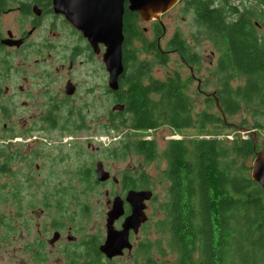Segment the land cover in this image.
<instances>
[{
  "label": "flooded vegetation",
  "instance_id": "1",
  "mask_svg": "<svg viewBox=\"0 0 264 264\" xmlns=\"http://www.w3.org/2000/svg\"><path fill=\"white\" fill-rule=\"evenodd\" d=\"M73 1L0 0V264H154L148 256L152 242L144 233L150 221L149 208L157 201L151 181L141 172L117 178L95 158L100 150L94 144L97 137L129 136L135 131L120 118L127 112L125 103L117 101L119 88L113 91L108 86L109 76L102 63L104 46L100 44L96 52L63 13ZM127 6L125 2L124 11ZM161 19L146 23L148 27L139 18L134 21L140 36L131 46L136 48L135 42L152 46V56L178 53L171 38L166 45L170 50L161 49L165 33ZM126 31L123 24L122 45L129 35ZM97 58L101 67L96 66ZM130 72L123 66L121 75L127 79ZM121 136L110 144L120 142ZM79 139L84 140L82 147H78ZM65 146L78 155H88V166L79 165L72 182L90 190L69 191L58 180L15 178L18 159L42 149L59 152ZM53 157L65 160L63 155ZM98 163L108 172V179L97 178ZM166 181L158 210L164 215L161 224L175 250L169 218L173 196L167 177ZM24 186L36 187L38 193L23 196ZM97 187L104 190L99 195L98 212L88 198ZM145 190L152 193L140 203L146 219L125 229L134 207L128 193ZM106 243L108 252L103 251Z\"/></svg>",
  "mask_w": 264,
  "mask_h": 264
},
{
  "label": "trees",
  "instance_id": "2",
  "mask_svg": "<svg viewBox=\"0 0 264 264\" xmlns=\"http://www.w3.org/2000/svg\"><path fill=\"white\" fill-rule=\"evenodd\" d=\"M257 2L258 12L248 7L238 10L226 0H185L219 51L212 70L219 85L209 99L218 101L216 113L208 108L193 113L188 92L191 75L183 78L174 72L164 80L150 77L153 61L139 55L145 51L161 64L164 55L152 56L153 47L145 43L138 50L133 48L132 40L140 36L134 29L139 17L127 9L123 14L129 35L122 45V62L131 72L127 79L124 74L119 79L117 101L125 103L127 112L126 117L120 116L122 123L140 133L162 125L174 131L197 125L203 132L191 139H171L162 151L173 196L169 218L177 264H264V192L251 180L247 165L264 142L259 145L253 139L252 126L241 128L251 135L236 136L229 144L206 128L224 129L227 118L238 113L253 118L254 128L264 118V33L260 32L264 0ZM171 42L184 65L199 63V56L181 37L175 36ZM238 80L242 83L233 87L232 82ZM127 140L118 154L133 150L147 163L156 159L154 140Z\"/></svg>",
  "mask_w": 264,
  "mask_h": 264
},
{
  "label": "rangeland",
  "instance_id": "3",
  "mask_svg": "<svg viewBox=\"0 0 264 264\" xmlns=\"http://www.w3.org/2000/svg\"><path fill=\"white\" fill-rule=\"evenodd\" d=\"M226 1H229L228 4L231 3L233 5H237L239 8H253L256 12H258L259 5L257 4V0ZM261 17L264 19V11ZM161 21L165 27L164 38L161 41V49L163 51L170 50L166 46L168 39H172L175 36L181 37L187 46L190 47V50L199 56V63L191 66L193 72L191 73L190 67L182 63L183 61L178 53L169 51L166 52L164 55L165 62L164 64H161L156 57L151 58L149 54L142 51L139 58H147V60L153 61L154 64L150 77L155 80H164L167 76L173 75L174 72L179 73L183 78L191 75L188 92L194 104L193 113H199L206 108H208L211 112L216 113L217 110L214 109L216 102L212 99L209 101V99L219 85L212 72L217 62L219 51L214 47L211 38L205 32L203 26L196 21L193 12L187 8L185 0H181L180 3L165 13ZM143 26L148 27L146 23H144ZM140 30L143 32L142 26H140ZM260 32L264 33V26L260 28ZM145 36L149 38L150 34ZM135 46L138 49L141 44L135 42ZM99 61H101V59L97 58V67H101V63H99ZM241 83L242 80L233 81L232 86L234 87ZM198 87H200L199 90L202 92H199ZM97 112H100L99 107H97ZM227 119L228 125H225L226 127L224 129L210 126L206 128L216 133L217 137L226 138L227 141H225V143L229 144V141L236 136L243 138L247 137L249 135L247 133L250 132L241 128H250V126H252V131L256 132V135L252 134L253 139L257 141L259 145L264 142V118L258 120V124L260 125L258 128H254V119H251L247 113H238ZM242 120H244V122H242ZM130 134L132 137H129L126 134H123V136L120 135L122 137V139L119 140L120 142L116 143V141H113V144H110V142L112 140L119 139V135L107 138L104 136L97 137L94 144L95 146H100V150L95 154V158L97 160H101L104 164V168L110 171L111 175H114L117 178L123 177L125 174L129 173L137 176L141 172L143 174V178H148L151 181L150 184L152 183L155 189L157 201L153 202L151 204L152 206L149 208L150 221L147 225L146 231L144 232L145 236H149L150 241L152 242V248L150 249L148 256L154 259V264H177V253L169 243L170 239H168L166 228L161 224L164 219V215L160 210H158V204H160L162 199H164L167 186L164 173L166 160L162 156V151L166 142L171 139H191L199 137V135L203 134V132H201L197 125L193 128H186L179 131H174L167 126L162 125L156 130L145 133L135 131L134 133L130 132ZM124 137H127L128 139L126 142L142 137L154 140L158 151L156 159L147 163L133 150H129L127 153L125 152L124 155L118 154L117 150L120 149V145L125 141ZM83 143L84 140L79 139L78 147H82ZM128 148L130 147L128 146ZM53 154L63 155L65 158L64 162L54 160ZM87 156L88 155L83 152L78 155L76 150L69 151L68 146H65V148L59 152L46 151L45 149H42L37 154L26 155L25 158L17 160L15 178L17 180H58L66 190L71 191L72 189H77L80 193H83L90 189L87 187L83 188L82 186H77V182H72V180H76L73 175L75 174V169L79 165L88 166V163L85 161ZM252 161V158L247 160L249 168ZM35 165H38L39 168L36 169ZM248 172L250 175V169H248ZM21 189L23 196L36 195L38 193L36 187L24 186ZM112 190H114V188H112ZM101 191H104L103 188L97 187V192H92L88 197L90 199L89 205H91L97 212V204L101 199L99 195L102 194ZM5 194H7V192ZM21 218L22 217L20 216L16 217L18 221L17 226H20L19 220H21ZM2 253L3 252L0 251V254Z\"/></svg>",
  "mask_w": 264,
  "mask_h": 264
},
{
  "label": "water",
  "instance_id": "4",
  "mask_svg": "<svg viewBox=\"0 0 264 264\" xmlns=\"http://www.w3.org/2000/svg\"><path fill=\"white\" fill-rule=\"evenodd\" d=\"M180 0H75L63 10L66 18L88 40L97 52L99 45L104 46L102 63L108 73V86L111 90H118V78L123 72L122 43H123V12L124 3H128V10L137 13L142 23L160 20L161 16L171 10ZM218 106V101H216ZM224 119V116H222ZM249 131V130H248ZM256 135L255 131H252ZM256 145V143H255ZM96 175L99 180L109 178L108 172L104 171L102 164L96 166ZM250 178L258 183L264 192V147L255 150L254 158L250 166ZM152 193L145 191H130L128 199L134 207L130 217L124 223L125 229H129L133 223L144 221L140 205L144 200H149ZM138 217H140L138 219ZM138 219V220H137ZM112 234L109 236V243ZM109 243L103 247L110 248Z\"/></svg>",
  "mask_w": 264,
  "mask_h": 264
},
{
  "label": "built area",
  "instance_id": "5",
  "mask_svg": "<svg viewBox=\"0 0 264 264\" xmlns=\"http://www.w3.org/2000/svg\"><path fill=\"white\" fill-rule=\"evenodd\" d=\"M229 2V1H228ZM230 5L232 6V7H236L238 10H241L242 8H239L237 5H233V4H231L230 3Z\"/></svg>",
  "mask_w": 264,
  "mask_h": 264
}]
</instances>
